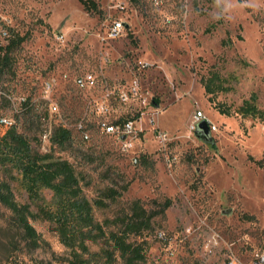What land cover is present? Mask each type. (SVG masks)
Returning <instances> with one entry per match:
<instances>
[{"label":"rangeland","instance_id":"374dc122","mask_svg":"<svg viewBox=\"0 0 264 264\" xmlns=\"http://www.w3.org/2000/svg\"><path fill=\"white\" fill-rule=\"evenodd\" d=\"M93 1L97 9L87 10L79 0H0L1 44L11 29L28 35L15 72L0 78V118L37 136L32 144L40 152L71 161L89 199L111 185L109 169L120 184L129 183L117 200L95 206L100 222L129 212L135 200L151 211L171 199L151 231L132 236L146 242L148 264H223L228 251L242 259L262 253L264 120L221 114L200 79L218 70L234 90L219 93L216 102L235 108L255 94L264 110V0H197L196 8L195 0ZM114 20L125 31L109 39ZM27 99L41 105L46 133L25 123ZM132 119L134 129L124 131ZM202 120L210 140L196 132ZM112 123L121 129L108 133ZM59 125L71 130L73 149L49 141ZM0 180L37 212L4 168ZM31 223L42 238L37 248L0 203V264H69L75 250L54 224L40 217ZM87 245L99 252L104 243Z\"/></svg>","mask_w":264,"mask_h":264},{"label":"trees","instance_id":"16d2710c","mask_svg":"<svg viewBox=\"0 0 264 264\" xmlns=\"http://www.w3.org/2000/svg\"><path fill=\"white\" fill-rule=\"evenodd\" d=\"M79 1L87 10L97 9L93 0ZM197 3L195 0V8ZM6 39V44L0 42V78L15 72L16 53L28 35L11 29ZM200 82L221 114L264 120V110L258 106L255 94L235 108L216 102L219 93L234 90L218 70H211L201 77ZM6 102L7 106L10 105V99L6 98ZM40 106L27 99L21 111L25 123L35 125L40 132L46 133L42 126L46 114L39 110ZM19 127L20 123L16 120H11L8 126L0 123V168H4L7 175L26 190L29 199L36 203L37 212L34 213L29 204H21L15 199L7 180H0V203L12 211L15 229L23 234L29 245L37 248L42 243L41 235L31 223L32 218L40 217L53 223L61 241L75 250L69 264H148L146 242L133 240L132 236L151 231L154 218L171 206V199L167 198L160 209L151 211L140 200H135L129 212L117 216L113 221L100 222L95 216V206L104 207L108 205L107 201L117 200L128 189L129 183L120 184L118 179L113 178L114 174L108 173L109 169L106 175L111 185L103 190L101 197L89 199L81 183L84 177L75 165L51 152H40L32 144L33 139L38 141L37 136L31 138ZM49 141L63 151L75 147L71 130L62 125L50 131ZM75 149L82 151L81 144H77ZM41 189L52 193L49 200L41 194ZM109 223H114L115 228H106ZM88 240L102 241L104 246L99 252H91Z\"/></svg>","mask_w":264,"mask_h":264},{"label":"built area","instance_id":"2783aa9c","mask_svg":"<svg viewBox=\"0 0 264 264\" xmlns=\"http://www.w3.org/2000/svg\"><path fill=\"white\" fill-rule=\"evenodd\" d=\"M125 31V24L120 20H114L107 29V36L109 39H118L122 36V34ZM50 110L51 112H57L58 106L54 103L50 104ZM198 116H202V113L199 112ZM134 119L129 120L125 122L122 126V129L124 131L132 132L134 129ZM0 123L8 126L11 124V120L8 118L1 117ZM79 129H82V126H78ZM121 129L120 124H108L106 125V131L108 133H115L118 132ZM223 264H264V251L262 253H256L254 256L250 259H242L237 254L228 251L224 255V263Z\"/></svg>","mask_w":264,"mask_h":264},{"label":"water","instance_id":"95a60500","mask_svg":"<svg viewBox=\"0 0 264 264\" xmlns=\"http://www.w3.org/2000/svg\"><path fill=\"white\" fill-rule=\"evenodd\" d=\"M196 132L202 134L204 138L208 140L211 139V130H210L209 122L207 120H202L197 124Z\"/></svg>","mask_w":264,"mask_h":264}]
</instances>
